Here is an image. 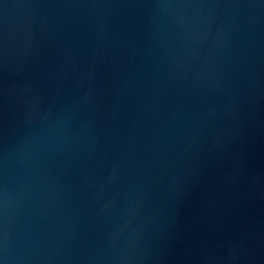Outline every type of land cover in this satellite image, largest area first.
I'll list each match as a JSON object with an SVG mask.
<instances>
[{"label": "water", "instance_id": "1", "mask_svg": "<svg viewBox=\"0 0 264 264\" xmlns=\"http://www.w3.org/2000/svg\"><path fill=\"white\" fill-rule=\"evenodd\" d=\"M0 264H264V0H0Z\"/></svg>", "mask_w": 264, "mask_h": 264}]
</instances>
